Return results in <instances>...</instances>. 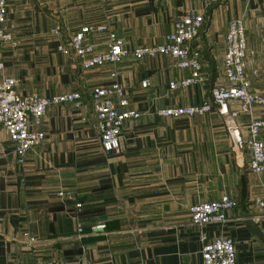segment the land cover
<instances>
[{
    "label": "crops",
    "instance_id": "crops-1",
    "mask_svg": "<svg viewBox=\"0 0 264 264\" xmlns=\"http://www.w3.org/2000/svg\"><path fill=\"white\" fill-rule=\"evenodd\" d=\"M3 24L17 46L0 44V79L18 80L17 92L42 97L80 92L83 105L54 104L32 128L44 132L42 144L25 163L16 161L7 135L0 136V264H199V230L189 218L190 206L228 195L238 206L227 211L222 226L204 227L209 239L230 236L236 242V264H264V173L249 172L230 150L220 116L164 117L157 111L195 105L214 86L227 87L223 54L228 22L242 18L246 28V75L255 93L264 94V0H223L210 7L195 44L202 54L201 84L170 89L169 82L189 74L168 56L135 59L117 65L81 69L72 53L57 47L87 24H107L128 48L163 41L175 20L195 0H6ZM87 42L95 52L106 49V34ZM129 90V108L140 113L123 123L120 151L100 146L89 94L112 81ZM149 78L148 88L140 81ZM237 121L249 114L236 101ZM254 118L264 110L254 105ZM264 141V136H262ZM59 191L70 192L61 197ZM81 202L80 212L75 203ZM82 232L78 231V226ZM103 225L104 228H96ZM36 238L32 247L23 233Z\"/></svg>",
    "mask_w": 264,
    "mask_h": 264
},
{
    "label": "built area",
    "instance_id": "built-area-1",
    "mask_svg": "<svg viewBox=\"0 0 264 264\" xmlns=\"http://www.w3.org/2000/svg\"><path fill=\"white\" fill-rule=\"evenodd\" d=\"M68 2L81 0H67ZM201 8H190L184 16L173 23L172 30L167 33L161 43L151 46L128 48L124 39L119 37L107 24H87L75 30L67 40L58 28L51 34L60 38L57 49L62 53H72L81 69H89L104 64L117 65L126 56L135 59L168 56L175 60L179 68L189 70V74L177 81L169 82L170 89L184 88L201 84L204 80L201 69L202 54L200 46L195 44L199 38L206 11L223 0H195ZM8 14L6 0H0V44L9 43L17 46L15 37L4 30L3 24ZM92 34H106V49L95 52L94 45L87 42ZM247 38L245 23L242 18H234L228 22L225 34V50L223 69L227 87L214 86L209 97L195 105L166 107L157 111L164 117L203 116L215 111L221 118L228 137L230 150L237 162L249 172L264 173V118H254L252 108L260 106L264 110V94L255 93L251 79L246 75L245 56ZM4 67L0 62V70ZM112 81L107 85L95 86L89 94V103L94 114L98 140L105 153L120 151L119 138L123 123L128 119H136L140 113L129 108V90L116 79V71L110 73ZM18 80L10 77L0 79V136L7 135L8 141L16 155L18 164L25 163L27 154L42 144L44 132L32 128V124L40 123L47 108L54 104L72 103L76 107L83 105L80 92H69L42 97L37 93L27 96L17 92ZM149 78L140 81V87L148 88ZM240 102L250 115L248 122L242 126L237 121L238 111L231 108L234 102ZM61 197H70V192L59 191ZM253 202L264 207V198L255 197ZM238 206L235 199L222 195L217 200L202 201L189 208V218L193 226L199 230L201 242V260L199 264H236V242L230 236H218L209 239L204 227L207 225L222 226L227 221V211ZM81 202L75 203L76 212H80ZM96 228H104L100 225ZM82 232V227L78 226ZM25 243L32 247L36 238L29 231L23 233ZM15 264H24L16 262ZM36 264H58L53 261H40Z\"/></svg>",
    "mask_w": 264,
    "mask_h": 264
}]
</instances>
